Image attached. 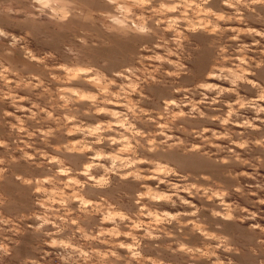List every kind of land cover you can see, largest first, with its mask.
<instances>
[{"label": "clouds", "instance_id": "obj_1", "mask_svg": "<svg viewBox=\"0 0 264 264\" xmlns=\"http://www.w3.org/2000/svg\"><path fill=\"white\" fill-rule=\"evenodd\" d=\"M0 264H264V0H0Z\"/></svg>", "mask_w": 264, "mask_h": 264}]
</instances>
